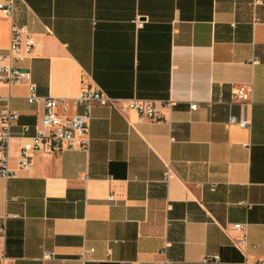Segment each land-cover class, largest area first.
<instances>
[{"label": "crops", "instance_id": "1", "mask_svg": "<svg viewBox=\"0 0 264 264\" xmlns=\"http://www.w3.org/2000/svg\"><path fill=\"white\" fill-rule=\"evenodd\" d=\"M254 1L14 0L13 19L35 38L17 65L38 95L75 97L86 73L111 97L175 104L141 122L95 106L86 151L33 154L17 169L18 135L33 133L42 106L24 83H0L18 112L17 173L0 176V264H264V0ZM11 22L0 13V51ZM238 84L251 86V105L227 104ZM229 114L250 126L227 124ZM232 223H246L239 248ZM82 248L93 249L85 261Z\"/></svg>", "mask_w": 264, "mask_h": 264}, {"label": "built area", "instance_id": "2", "mask_svg": "<svg viewBox=\"0 0 264 264\" xmlns=\"http://www.w3.org/2000/svg\"><path fill=\"white\" fill-rule=\"evenodd\" d=\"M257 0L254 1L256 3ZM14 0L0 2V13L12 19L10 26L9 44L4 51H0V83L13 85L24 83L27 89L26 99L29 103L41 104L42 114L39 123L34 126L32 134H27L28 126L23 125L18 137L15 157L17 169L27 168L30 157L33 154L53 155L63 149H80L86 151L89 146V124L91 109L95 106H107L119 113L133 111L136 113L137 121H155L161 118L158 106L172 107L175 101L172 98L156 100L137 97H111L97 85L89 74H83L81 78L80 92L75 97L58 98L52 96H41L36 92V85L28 69L20 68L17 62L23 57L31 55L35 46L34 33L27 24L17 22L14 17ZM136 26H141L143 20L135 19ZM258 62L256 57L250 59L249 63L254 65ZM251 86L238 84L232 87L230 100L227 104L238 103L239 105H251ZM0 176L9 178L16 176L17 169L9 167V142L13 137L12 126L16 123L18 112L10 107L9 94L0 95ZM81 111L69 112L70 107ZM196 102L190 103V109H196ZM227 124H234L241 128L250 126L251 120L247 116H235L229 114ZM246 146V143L243 144ZM172 174V168L167 165L165 179ZM214 183H210V189H214ZM113 198L112 194L108 195ZM5 218L0 222V238L5 235ZM231 227L237 235L232 240L235 247L246 243V223H232ZM92 248H82L79 253L81 261H85L92 252ZM53 257L51 251H43L42 258ZM219 260L218 255H206L201 257L199 264H212Z\"/></svg>", "mask_w": 264, "mask_h": 264}]
</instances>
